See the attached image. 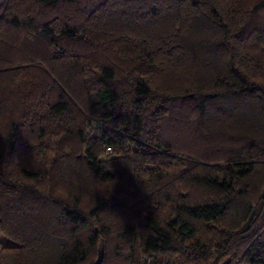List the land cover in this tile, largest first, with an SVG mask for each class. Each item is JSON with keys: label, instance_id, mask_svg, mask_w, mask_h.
Here are the masks:
<instances>
[{"label": "trees", "instance_id": "16d2710c", "mask_svg": "<svg viewBox=\"0 0 264 264\" xmlns=\"http://www.w3.org/2000/svg\"><path fill=\"white\" fill-rule=\"evenodd\" d=\"M0 242L264 264V0H0Z\"/></svg>", "mask_w": 264, "mask_h": 264}, {"label": "built area", "instance_id": "2783aa9c", "mask_svg": "<svg viewBox=\"0 0 264 264\" xmlns=\"http://www.w3.org/2000/svg\"><path fill=\"white\" fill-rule=\"evenodd\" d=\"M92 127H93V125H92ZM94 136V132H92L91 134H90V137H93ZM112 151H111V149L109 148V147H106L105 148V153L106 154H110Z\"/></svg>", "mask_w": 264, "mask_h": 264}, {"label": "rangeland", "instance_id": "374dc122", "mask_svg": "<svg viewBox=\"0 0 264 264\" xmlns=\"http://www.w3.org/2000/svg\"><path fill=\"white\" fill-rule=\"evenodd\" d=\"M108 155V154H107ZM3 245V243L2 242H0V247Z\"/></svg>", "mask_w": 264, "mask_h": 264}]
</instances>
